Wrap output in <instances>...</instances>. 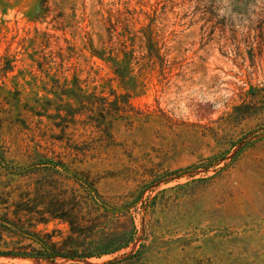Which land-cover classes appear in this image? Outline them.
<instances>
[{
	"label": "rangeland",
	"instance_id": "obj_1",
	"mask_svg": "<svg viewBox=\"0 0 264 264\" xmlns=\"http://www.w3.org/2000/svg\"><path fill=\"white\" fill-rule=\"evenodd\" d=\"M228 12L0 0V264H264V35Z\"/></svg>",
	"mask_w": 264,
	"mask_h": 264
},
{
	"label": "trees",
	"instance_id": "obj_2",
	"mask_svg": "<svg viewBox=\"0 0 264 264\" xmlns=\"http://www.w3.org/2000/svg\"><path fill=\"white\" fill-rule=\"evenodd\" d=\"M46 1V0H44ZM202 8H212L215 6V4H220L222 0H196ZM223 3L226 4V7L229 8L228 17H238L240 19H243L244 21L248 22L249 25L246 26L245 33L247 35L251 33H255L256 35L263 36L264 35V0H223ZM115 25L109 21V36L112 38L115 33ZM116 41H119L117 37ZM145 47L149 48L148 50V57H157L158 59L162 60L163 62L165 59L160 58L157 48L154 46L153 37L151 34V31L149 32V35L146 36L144 41H141V44H139V47ZM133 49L125 52L124 50H120V52L123 54V57L121 59V62L128 61L127 59H134L135 56H133ZM93 55L100 60L103 61H109L113 63H117V60L115 59L118 55L117 48H114L112 46H109L108 49L98 52L94 51ZM162 62V63H163ZM119 64V63H118ZM114 72L120 77L121 75V68L116 67ZM33 241H35L37 244H39L40 249H32L30 251H18L15 252V255L23 256V257H33L35 255L40 257H47V258H54L56 256H65L63 253H59L58 250L55 249V247L49 242V241H43L41 238H39L36 235H33L32 238ZM68 257V256H67ZM88 257V256H86Z\"/></svg>",
	"mask_w": 264,
	"mask_h": 264
}]
</instances>
